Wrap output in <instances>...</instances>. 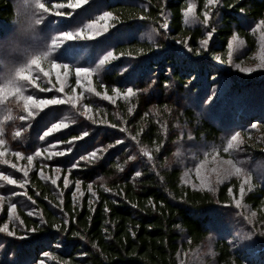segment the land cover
<instances>
[{
  "label": "trees",
  "instance_id": "trees-1",
  "mask_svg": "<svg viewBox=\"0 0 264 264\" xmlns=\"http://www.w3.org/2000/svg\"><path fill=\"white\" fill-rule=\"evenodd\" d=\"M23 2L49 9H37L36 30L97 34L61 38L52 62L65 65L60 52L89 46L76 61L92 74L78 80L69 66L65 101L37 112L20 104L16 87L63 98L51 92L56 81L41 79L40 90L9 77L0 52V146L8 150L0 171L16 175L25 192L0 180V227L16 234L0 231V264H264V68L242 76L227 56L233 38L244 59L256 53L264 0H87L76 9L66 7L74 0H0V44ZM191 5L197 22L188 21ZM105 12L106 30H92ZM110 39L112 55L96 62V48ZM49 113L59 114L42 139ZM236 134L234 155V146L224 149ZM187 144L194 159L237 158L241 171L199 186L183 156Z\"/></svg>",
  "mask_w": 264,
  "mask_h": 264
},
{
  "label": "rangeland",
  "instance_id": "rangeland-1",
  "mask_svg": "<svg viewBox=\"0 0 264 264\" xmlns=\"http://www.w3.org/2000/svg\"><path fill=\"white\" fill-rule=\"evenodd\" d=\"M37 4H27L26 2H23L20 4V20L18 21V25L16 27H12L10 30H6L4 32V36L1 38L3 43L0 44V52L2 53V55H4V59H3V63H5L4 65V72H6L7 67H12L15 63L16 60H20L21 55L23 56V54L25 53L26 55H29L24 61H22V64L20 65V67H25L27 61L32 58L33 56H39V54L43 51H48L49 48L52 49V51L50 52V54L47 57H39V61H43V63L39 62V67L34 66V65H29V71L31 72L28 73L27 75L30 77L29 82L30 85L32 84V86L36 85L37 87H39L40 90H42V88L40 87V85L38 84V82L41 81V79H43L44 81L51 82V81H56V87L58 88L57 90L54 89V86H51L50 89H53L51 92L53 93L54 91L56 92V95L58 94H62L63 98H60V95H58L57 98H54L56 100L60 102L65 101L66 96L65 95H69V93H67L69 90L68 86H66L68 78H69V74L72 71L71 68L69 66H75V67H79L82 65L77 64L78 61H76V59H80L83 58V56H87L85 54V52H87V54H89L90 52V47L87 46L85 48L82 49L83 52L77 51L76 53H69V51L67 53H62L60 52V55H63L65 57L68 58V62H65L68 65V68L65 69L64 68V64H57L58 66H54V63L52 62L51 58H53V54H55L58 51V43L61 40V38L63 39H67L65 37L60 36L59 34H53L52 32L50 33V31L52 30L51 27H46V29H38L33 31L31 28H27L26 25L30 22L31 18L33 17V15H37L40 17H43L41 15L40 12L37 11L41 10L39 9L37 6ZM192 11L189 12L188 11V21L190 23L192 22H197L196 21V17L193 15V5H191ZM107 20H101L98 21V23H92L93 25H95L94 27H92V30H96V29H101V30H106L105 27V23ZM256 29V31L259 33V45H258V49L256 51L255 54L250 55V57L248 59H244L247 55L245 54V47L244 44L242 43V41L240 39L237 38H233V40L231 41V47H229V51H228V59L231 62V70L242 75V76H246V77H250L253 76L254 73H256L258 70H261L264 67H258V65H262L264 64V23H260V24H254V30ZM104 30V31H105ZM80 31H75L73 33V38L72 39H67V40H73V39H77V37H94L93 35H96L97 33H89V34H84V36L79 35ZM134 34V32H127V34L120 36V37H127L129 35ZM55 39L57 41L56 45H52V40ZM49 40V41H48ZM47 42V44H45V42ZM112 42V39L108 40V41H104L103 43H101L97 48L96 51L99 53L98 58L96 59V62L100 63L101 61H103L105 58H110L109 56V50H107L106 48H104L107 44H110ZM32 52V53H29ZM82 53V55H81ZM20 57V58H19ZM19 58V59H18ZM45 58V59H44ZM95 58V56L93 57H86V59L88 60L89 63L93 62V59ZM41 59V60H40ZM46 60V61H44ZM221 59H218V61H220ZM48 61V62H47ZM51 62V63H50ZM49 63V64H48ZM94 64H96L94 62ZM219 67L223 66L222 64H217ZM19 67V68H20ZM84 67V66H82ZM52 68V69H51ZM251 68L252 71L248 72V71H244V69H248ZM42 69V71H41ZM53 70V71H52ZM93 71V70H92ZM75 72V71H74ZM44 73H48V75H44ZM76 73V72H75ZM90 74H92V72L89 73H81L79 74L81 77H86V76H91ZM32 75H36V77H31ZM79 75L76 76L79 80ZM42 76V78H41ZM27 80V81H28ZM19 86V84H17ZM18 88V97L16 99H19V102L21 104V102L23 103L22 100H26V103H29L31 106H34V109H31L30 111H34L37 112L38 110H41L43 108L48 107V105L50 104H44L41 105L40 101L42 100H52V99H45V96H48L47 94H43V92L40 94H38L36 92V90L34 89H28L26 90V88L23 87V89L21 88V93H20V89ZM82 88V86H81ZM62 89V91H61ZM75 90V89H74ZM37 93V94H36ZM40 93V92H39ZM32 96L34 97L33 100H29L28 97ZM73 96V95H72ZM192 99H194V97L192 96ZM63 100V101H62ZM58 104V103H56ZM80 105V104H79ZM203 108V107H202ZM201 108V109H202ZM77 111H75V113H77L79 111L78 108H76ZM206 110V109H205ZM205 110L202 109L203 114H206ZM59 113H49L46 115L45 120H43L42 122V128L39 129V134L40 136H42V139H44L45 134L51 132L49 131V129H52V127H49V125L47 124L48 121L50 119H55L58 117ZM2 114H0L1 117ZM47 124V125H46ZM2 134V130L0 128V135ZM42 134V135H41ZM236 139L233 140V146H234V155H237V152L239 153V147L236 146V142L240 139L238 137V135H235ZM235 142V143H234ZM187 149L184 151V155L186 156L188 159V163L189 166L188 167H193L191 168V170L189 171V173L191 171H193L191 174L195 175L196 179H197V184L199 186L201 185H208L209 183H212L214 180L216 179H222L223 176L228 175L230 172H232L231 170H235L236 167H239L238 165V160L237 158L236 161H233V165H231L230 169L228 168L230 165L227 164V161H229L228 159H219L216 156L213 157H207L205 156L204 158H197L194 159V157L189 153V151L187 152V150H190V146L189 144H187ZM4 145L0 146V165H5L6 161L3 159V155L8 153V150H6L5 148H2ZM189 154V156H188ZM10 155H12L10 153ZM207 157V158H206ZM25 157H23L22 155L18 156V160H24ZM190 160V162H189ZM5 161V162H4ZM237 163V164H236ZM7 166V165H6ZM215 167V169L217 170H213ZM18 170V173L23 175V171H20L19 167L17 166L16 168ZM213 173L212 175L210 174ZM0 173H2L0 171ZM264 173V171L262 172ZM4 176H11L12 179L16 176L14 174L11 173H2ZM210 175L213 176V178H210ZM3 178L0 177V180H2ZM3 185L6 183H9V185L11 186H15L14 188V192L17 196H21L24 197L25 196V192H24V185L23 183H19L16 180V184H12L9 181H6L3 179ZM22 185V187H21ZM1 186V185H0ZM1 198V197H0ZM23 199L19 198L18 200H13L14 202H18V201H22ZM24 204V203H23ZM24 206H27L26 204H24ZM14 220L10 219V223H14ZM13 221V222H12ZM0 229H3V227ZM7 233V235L14 237L13 235L16 236V234L12 231V230H8V231H4ZM209 245V243L207 244V246ZM47 253V252H45ZM25 259H21L19 264H22L23 261ZM32 261V258L28 259V262ZM27 262V263H28ZM5 264H13L12 261H6ZM38 264H43V261H40ZM262 264V262L260 263Z\"/></svg>",
  "mask_w": 264,
  "mask_h": 264
},
{
  "label": "snow or ice",
  "instance_id": "snow-or-ice-1",
  "mask_svg": "<svg viewBox=\"0 0 264 264\" xmlns=\"http://www.w3.org/2000/svg\"><path fill=\"white\" fill-rule=\"evenodd\" d=\"M86 2H87V0H74V2H69V3L66 5V7H67V8H71V9H76V8L81 7V6H82L83 4H85ZM207 3H208L209 5H215V4H216V0H207ZM36 6H37L39 9H43L44 11H49V9L45 6L44 3H37ZM188 11H189V12L192 11L191 6L189 7ZM60 14L63 15V13H60ZM69 14H70V13H69ZM204 15H205V23H207V16H208V13L205 12ZM111 16H112V13H111V12H105V13H103V15L100 17V19H101V20H107V19H108L109 17H111ZM41 23H42V17L37 16V15H33V17L31 18L30 22L26 25V27H27V28H31L33 31H35V30H36V26H37V25H40ZM93 23H95V21H93ZM262 23H264V21H262ZM89 27H90V25H89ZM107 27H108V25H105V28H107ZM211 34H212V33H209V36H211ZM59 35L62 36V37H65V38H67V39H72V38H73V33H71V32H63V33H60ZM79 35L84 36V32H83V30H80ZM51 43H52V45L54 46V45L57 44V41H56L55 39H53ZM202 43L206 44L207 41H206V40H205V41H202ZM230 47H231V45H230ZM51 51H52V49L49 48L48 51H43V52H41V53L39 54V56L47 57V56L50 54ZM111 55H112V53H109V56H111ZM39 56H33L32 58H30V59L27 61L26 65H25V68L28 67L29 65L39 66ZM103 62H104V61H101V63H103ZM53 63H54V66H58V65L55 64V62H53ZM258 67H264V64H262V65H258ZM25 68L13 69V68H11V67H7L6 74H7L9 77H12L13 79L21 78V79L28 80V79H30V77H29V76L27 75V73L25 72ZM64 68L67 69V68H68V65L65 64V65H64ZM41 71H42V69H41ZM90 71H91V69H89V68H83V67H77V68L75 69V72H76L77 75H79V74H81V73H89ZM244 71L251 72L252 69H251V68H248V69H244ZM44 75H48V73H44ZM61 91H62V89H61ZM127 94H128V95H132V94H133V89H132V88H128V89H127ZM28 99H29V100H33L34 97L29 96ZM56 103H59V101L56 100V99H52V100H42V101H40V104H41V105H44V104H56ZM21 119H25V117H21ZM55 127H57V126H56V125H53V128H55ZM49 131H52V129H49ZM46 134H47V133H46ZM17 135H19V133H17ZM232 139L235 140L236 137L233 136ZM0 143H2V141H0ZM118 143H119V141H118ZM232 146H233V145H232L231 143H229V144H228V147H226V148L224 149V151L227 152ZM16 155L19 156L20 153H16ZM37 155H39V152L37 153ZM90 155H93V156H94L95 153L90 154ZM88 158H89V157H80L81 160H86V159H88ZM28 159H29V161H31L32 157L29 156ZM6 163H7V162H6ZM227 164H229V165H233V162L229 160V161H227ZM12 167L15 168L16 165H12ZM73 167H76V165L74 164ZM233 167H234V165H233ZM20 171H23V172H24V175L27 176V172H26V171H24L23 169H20ZM235 171H236L237 173H239V172L241 171V169L238 168V167H236V168H235ZM136 175H139V173H136ZM0 177H2V178H3L4 180H6V181H9V182L12 183V184H16V181H15L14 179H12V177H10V176H4L2 173H0ZM53 183H55V180H53ZM65 183L67 184V180L65 181ZM21 187H22V185H21ZM241 190L243 191V189H241ZM12 207L15 208V205H12ZM253 215H254V214H253ZM0 231H7V225H5L3 229H0ZM44 255L47 256L48 253H45Z\"/></svg>",
  "mask_w": 264,
  "mask_h": 264
}]
</instances>
